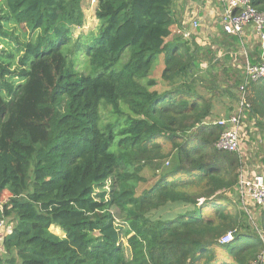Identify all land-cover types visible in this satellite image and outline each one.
Wrapping results in <instances>:
<instances>
[{"label": "trees", "instance_id": "1", "mask_svg": "<svg viewBox=\"0 0 264 264\" xmlns=\"http://www.w3.org/2000/svg\"><path fill=\"white\" fill-rule=\"evenodd\" d=\"M83 1L0 0V43L8 23L27 35L0 50V220L12 223L0 264H264V208L227 196L243 162L217 148L215 123L259 50L238 65L239 38L221 27L222 58L171 38L175 0H95L96 31L74 38ZM245 88L264 126V77Z\"/></svg>", "mask_w": 264, "mask_h": 264}, {"label": "rangeland", "instance_id": "2", "mask_svg": "<svg viewBox=\"0 0 264 264\" xmlns=\"http://www.w3.org/2000/svg\"><path fill=\"white\" fill-rule=\"evenodd\" d=\"M95 0H84L82 2V10H83V23L79 27L72 28V35L75 38L78 34H87L89 32H95L97 29V19L95 18ZM219 6L216 3V0H175L173 4L174 18L175 24L171 27V35L170 37H178L180 36L178 31L184 28L189 27L188 20H190L195 14L199 17L200 26L192 31V39L194 41H198V44L202 46H209L213 52L222 58V48L216 45L215 37L218 36L220 32V24L219 19L217 17ZM5 30L8 32V35L5 36V41L0 43V50H4L5 52L9 50H14L16 47L20 46L22 42H24L27 38L24 37L21 31L24 30L22 26L14 25L13 23H8L5 25ZM249 29L245 30V34H248ZM181 37V36H180ZM182 38V39H181ZM182 41L190 40L184 39L181 37ZM243 44L245 46V50L247 54L254 55L256 53L257 47L259 44L255 36H251L245 38L243 40ZM240 48V47H239ZM259 50V49H258ZM238 52L237 57L233 55L232 60L235 61L236 64L240 65L243 60V53ZM163 57H160L155 64L154 70L152 72V77L158 81L157 88H165L166 83L162 82L160 79L161 71L163 69ZM224 62V61H219ZM228 62V61H227ZM198 65V63H196ZM207 62L202 63L200 66L205 67ZM199 69L201 67L198 66ZM248 113V112H247ZM259 118V117H258ZM210 120V119H209ZM243 120V130L241 132V144L239 149V157L243 162V167L241 170L242 175H249L251 173H261L264 174V168H261L259 165L260 160H264V126L257 125L254 119L251 118L250 115L245 114V118ZM257 120V119H256ZM260 122H264L263 119L259 118ZM171 162L170 158H165L160 167L156 168L154 166L145 167L141 171V175L145 178L144 181L139 182L137 185V192L146 189L147 187L153 185V183L158 179L159 173L161 169L169 168ZM236 191L237 189L233 187ZM231 191V192H232ZM227 192V196L231 198L236 197V193ZM238 195V194H237ZM7 194H4L1 199L5 200ZM201 200V199H200ZM251 207L250 212L252 216L256 217L259 212L258 208H255L254 204H249ZM176 211V209L174 210ZM116 214V212H114ZM117 216V215H116ZM11 222L4 220L5 232L6 228L11 226ZM55 233H60L58 228H52ZM4 250L2 248V244L0 243V257L4 254Z\"/></svg>", "mask_w": 264, "mask_h": 264}, {"label": "built area", "instance_id": "3", "mask_svg": "<svg viewBox=\"0 0 264 264\" xmlns=\"http://www.w3.org/2000/svg\"><path fill=\"white\" fill-rule=\"evenodd\" d=\"M220 4V11L217 13L220 27L223 31L238 36L241 53L245 59L246 50L243 40L248 36L245 34V26L250 25V35L255 36L259 44V62L251 63L246 59L244 65V82L239 88V97L231 113L215 123L221 125L223 130L216 142L217 148L236 152L239 154L241 144V132L243 130V120L245 114L250 110V104L246 96V86L252 81L260 80L264 77V11H259L251 4V0H217ZM189 27L179 30L184 39H190L192 31L200 26L199 17L195 14L188 20ZM238 196L241 198L243 206L249 201L264 208V174L251 173L242 175L241 172L235 186ZM7 229V228H6ZM5 232L4 220H0V236ZM232 240V231L227 232L220 238V243H228ZM260 258L264 259V251Z\"/></svg>", "mask_w": 264, "mask_h": 264}, {"label": "crops", "instance_id": "4", "mask_svg": "<svg viewBox=\"0 0 264 264\" xmlns=\"http://www.w3.org/2000/svg\"><path fill=\"white\" fill-rule=\"evenodd\" d=\"M216 3L218 4V6H219V10H218V12L220 11V4L218 3V1L216 0ZM246 29H249V32H248V34H246L248 37H251V35H250V25H247V26H245V30ZM247 37V38H248ZM167 39H169V38H167ZM257 50H258V47H257ZM249 115V114H248ZM251 116V118H252V115H250ZM253 119V118H252ZM259 165H260V167L261 168H264V160H260L259 161ZM262 170H264V169H262ZM233 192V191H232ZM248 204V203H247ZM249 204H252L250 201H249ZM7 230V229H6ZM1 240H2V236H0V243H1ZM264 263V262H263Z\"/></svg>", "mask_w": 264, "mask_h": 264}]
</instances>
